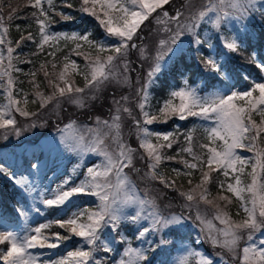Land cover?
I'll return each instance as SVG.
<instances>
[{"label":"snow or ice","instance_id":"1","mask_svg":"<svg viewBox=\"0 0 264 264\" xmlns=\"http://www.w3.org/2000/svg\"><path fill=\"white\" fill-rule=\"evenodd\" d=\"M170 3L171 0H79V7L76 10L82 15L93 17L104 31V37L96 40L91 38L90 32L81 34L52 31L55 21L49 12L60 16L62 21H71L74 17L68 13L57 12L55 0H28V4L37 10L32 16L38 25V39L31 32L27 36L22 34L15 42V47L12 46L11 39L7 38L9 29L5 26V17L0 14V45L4 46L0 47V90L3 91L5 100L0 104V130H5V139L8 137L9 129L19 136L22 130L36 126L33 123L25 125L24 129L17 127L14 113L25 118L36 115L35 112L27 110L30 102L39 103L43 109L53 101L58 107L61 100H67L83 108L86 99L96 98L95 95L86 96V93L98 92L110 81L129 85L127 73L131 66L127 59L128 51L130 48L138 47L134 37L141 25L152 18L157 25H163L159 31L165 34L158 40L156 55L152 58L153 63L146 73L144 83L136 89L138 98L136 107L140 111L141 119H136L132 110L126 106L129 97L122 96L119 100L113 101L115 112L110 120H101L97 117L96 127L85 129L87 136L75 129V122L65 126L64 131L67 135L61 138L65 150L81 157L91 154L102 159L100 163L86 167L83 179L79 182L76 181V176L82 165H75L56 189L47 194L41 192L40 202L45 208H58L67 212L75 203V198L95 197L98 202L96 207L78 208L66 219L41 223L23 235L13 231H0V245H8L6 250L0 249V261L3 264H104L102 260L95 258L94 253L101 248L105 253H110L114 249L111 246L113 241H109L107 236L102 238V233L109 229L116 234L115 242L126 244L128 242L121 229L122 223L125 222L136 228V239L146 247L133 248L129 245L116 264H153L151 254L169 243L166 239L168 232L173 228L182 227L189 219L183 215H164L155 200L149 198L147 193L143 197L137 193L135 184L125 172L126 168L139 170L135 169L133 162L136 149L128 145L121 135V112L127 113L136 126L139 146L144 150L148 160L146 177L158 180L165 188L177 191L185 201L183 207L196 208L195 219L200 222V240L210 243L213 247L224 248L235 257L240 242L246 238L245 246L241 249V264H264V239H261L259 244L255 240V234L264 230V146L259 144L264 134V81L256 82L244 69L230 67L228 63L232 59V54H242V50L247 48L248 39L256 38L254 33L249 31L247 22L254 20L257 12L264 18V0H207L202 8L190 11L188 15L177 9L171 16L165 8ZM190 4L191 0H185V6L190 7ZM64 7L73 8V4L64 0ZM2 12L3 9L0 8V13ZM15 12L16 9L12 8L7 20L11 21ZM233 21L238 22L240 26L234 29L232 34L216 37L222 46V51L217 55V46L212 42V38H202L197 29L202 22H210L213 29L220 32L222 25H228ZM261 23L264 24V19ZM17 28L19 30V26ZM185 35L193 38L191 43L196 46L197 54L203 56L204 69L212 73L213 78L228 80L236 77L250 81L251 87L244 91L231 90L225 93L217 90L201 95L196 88L184 81V87L171 91L169 98L153 112L149 88L157 82L156 77L166 64V57L170 59L179 50L176 45ZM110 39L117 42L108 43ZM24 41L36 44L37 52L33 55L44 53L47 46L49 51L46 55L52 57L51 60H42L39 69L26 73L31 77L29 80L33 96L31 101L28 99V92L16 88L17 80L13 76V72L22 71L14 61L19 60L20 54L16 49ZM61 41H71L74 46L69 55L63 57L62 66L57 71L55 57L58 51H62ZM202 47L209 50V55L204 56L200 50ZM139 50L144 57V48L140 47ZM73 54L84 58L83 70L75 60L70 59ZM246 59L264 77V58H260L258 51L253 50ZM21 62L31 63V60ZM49 66L52 71L48 70ZM38 73L43 74L44 81L50 89L47 95L41 90L40 82L36 79ZM73 75L83 76L84 87L75 85ZM18 96L20 98H17ZM121 101L124 104H121ZM254 114L259 116V121L254 118ZM173 117L182 121L189 117H197L211 123V126L204 129L208 143L199 145L203 151L197 153L194 150L192 131L181 134L177 128L175 132L162 133L151 131L148 127L156 122L166 123ZM180 135H184L186 146L179 148L176 156L167 155L165 150L179 143ZM108 140L114 146L111 149L106 143ZM238 149L254 153L255 162L251 164L252 170L248 173L251 177L248 184L242 181L241 176L244 175L250 158L240 155ZM182 154H187L191 159H186ZM177 157L185 170L172 171L177 177L188 178L191 187L187 190H182L177 186L176 180L166 178L158 171L163 162L177 160ZM144 158L140 157L142 160ZM31 167L38 169L39 165L34 163ZM195 172H199L200 178L193 185L192 177ZM216 172L225 179L217 178L220 191L216 197L209 199L211 192L208 186L213 182L212 174ZM0 175L13 180L23 193L33 191V186L26 177H15L3 164H0ZM225 192L231 193L239 202L240 209L245 213L242 220H233L226 210L233 201L230 196L224 194ZM201 203L211 206L212 219L200 212ZM127 208H133L134 211L126 213ZM16 210L21 217L25 219L29 217V210L23 205L18 204ZM34 210L41 213L40 208ZM213 219L219 221L223 227L217 228ZM54 225L63 229L67 235H61L59 232L49 234L48 230ZM153 236L158 239L153 240L151 238ZM73 237L80 238L83 246L68 251L57 260L39 261L30 251L37 248L56 249ZM186 252L187 254L176 264H190L192 257L197 258L196 264H214L211 258L194 249H188Z\"/></svg>","mask_w":264,"mask_h":264},{"label":"rangeland","instance_id":"2","mask_svg":"<svg viewBox=\"0 0 264 264\" xmlns=\"http://www.w3.org/2000/svg\"><path fill=\"white\" fill-rule=\"evenodd\" d=\"M171 1H175L176 3L173 9L169 8L168 5L165 6L170 16L174 15L177 9L181 10V8L183 7L182 3L185 2V0H171ZM206 3L207 0H191L190 7L185 6L184 4L186 9L184 14L188 15L190 11H196L197 9L202 8L203 5H205ZM21 7H23V5H21ZM0 14L3 15V13ZM155 15L156 13L153 14V16ZM181 19H183V17H181ZM260 20H261V15L259 12H257L255 19L247 22L249 31L254 33V35H255L254 28L258 26L259 23H261ZM145 22L148 23L149 25H151L152 22L153 28L151 29L150 27V30H148L146 26L144 30L139 32L140 33L139 36L136 34V36L134 37V41L138 47L136 49L130 48L128 51L127 59L130 62L131 68L130 71L127 73V75L129 76L130 84L133 86V89L129 94L125 96L129 97L128 104L130 103L129 104L130 109L132 106H134L133 107L134 109L137 108L136 103L138 98L136 97V89L144 83V78L146 76V73L153 63L152 58L156 55L158 40L165 35L163 32L159 31V29L162 28L163 25H157L154 19L149 18V20ZM5 26L8 27L6 18H5ZM239 26L240 25L238 22L233 21L228 25H222L221 31L217 32L215 29H213L210 22H202L200 28L197 29V31L201 34L202 38H212V42L217 46L216 47L217 55H219V53L222 51V46L220 45V41L216 37L220 35H230L232 34L233 30L238 28ZM51 30L55 31L53 27ZM61 32L71 33V32H79V31L75 30V31H61ZM149 32H151L152 41H149V38L146 35ZM33 36L37 37L38 39V26ZM192 39L193 38L190 35H185L184 37H181V40L178 41L176 45V47L179 50L176 52L174 56H171L170 59L174 58L176 55L181 54V52L185 51L186 49L187 52L193 56V62H194L193 69H196V71L193 74L192 78L195 80L191 81L190 79H188V74L185 73L184 76L181 77V82L179 86L169 91L167 98L162 100L161 105L165 100L169 98V94L171 91L179 90L180 88L184 87V81H187L190 86L196 88L201 95H206L210 92L217 90H222L225 93H228L231 90L244 91L251 87L248 86L246 88L241 89L239 87H232L226 85V81L233 83L234 81V77H233L232 79L224 80V86L217 85L216 87L210 89L209 91H202L201 86L204 83V79L202 78V76L213 75V74L207 72L204 69L203 63L199 59V55L197 54L196 46L191 43ZM116 42L117 41H115L114 39L108 40V43H116ZM0 47H4V46L0 45ZM140 47H143L145 50L144 57H142L140 54V50H139ZM200 50L203 52L204 56L209 55V50L206 47H202ZM201 57L203 58V56ZM170 59L166 57V64H165L166 66L170 61ZM60 66H62V64L58 66L57 71H59ZM131 69H135V71H132ZM160 73L161 71L158 73V75ZM138 76H139V83H137ZM254 80L256 82H262L264 81V77ZM22 84L24 85V87L25 86L28 87V85L25 82ZM153 85L149 88L150 94H152ZM120 86H123V84L117 83L116 81H110L106 83L98 92L86 93L85 94L86 96L95 95L96 98L86 99L85 106L83 108H80L75 104L69 103L67 100H61V103L58 107L55 101L49 103L43 109H41L39 105V108L33 111L36 113V115L30 118H25L20 116L18 113H14L15 118L17 120V127L24 129L25 125H29L33 123L36 126L28 127L27 130H22L21 135L19 136H16L15 133L11 129H9L8 130L9 134L7 139L4 138L5 130H0V164H3L5 168H7L8 172L13 174L17 178L26 177L28 181L32 184L33 191L31 193H23L22 189L18 185H16L13 182V180L9 179L6 176V179L9 180L14 187L18 188L21 194L23 195L24 200L23 199L21 200L19 195H15L16 201L19 203V205H23L26 209H28L30 214L29 217L25 219L24 217H21L17 212L19 219V222L17 224L13 222L11 223L5 218H0V231H13L23 235L27 233V230L31 228H35L41 223H45L55 219H66L67 216L71 214V212L77 211L78 208L94 209L96 207V203L98 202L96 201L95 197L75 198V203L69 208L67 212L58 209L57 213L54 216L50 217L46 215V214L49 215V213L46 212L47 208H45L44 205L40 202V194L41 192L47 194L52 192L54 189H56L57 185H59L65 179V177L71 173V170L75 165L77 164L82 165V167L79 169V174L76 176V181L79 182L80 179H83V173L86 170V167L101 162L102 158L96 155L89 154L87 156L81 157L74 152L65 150L61 138L67 135L64 129L65 126L70 124L71 122H75V129L79 130L80 132L84 133L85 136H87L88 133L85 131V129L95 128L97 117H100L101 120H110L112 115L109 114L103 115L102 114L103 111L101 108L98 109L102 112H96L92 105L97 100L98 95L100 94L102 95L106 93L108 89H112L115 92V87H120ZM16 88L21 89V86H19V84L17 83ZM43 92L45 93V95H47L49 94L50 89L47 88ZM257 94L258 93H254V95ZM132 97H134L135 99H132ZM17 98L20 97L18 96ZM110 99L114 101V98H110ZM4 102H5L4 94L3 91L0 90V104ZM132 113L136 117V119H141L140 111L138 108L136 109V111L132 110ZM194 118H196V120L194 121V125L196 126L199 125V127L203 128V130L206 127L211 126V123L209 121H205L197 117ZM254 118L257 121H259L260 119L258 115H254ZM130 120H132V118L129 117L127 113L121 112L120 123H121L122 138L132 148H137L139 150V152L134 153L133 162L135 169L139 170L138 172L137 171L136 172L138 174L140 173L143 174V178H139L143 181L141 188L138 187L140 184L137 185V183L135 182V180L136 181L138 180L134 175L135 170H133V168L125 169V172L129 175L131 181L135 184L137 193L141 197H143L145 193H147V196L149 198L155 200L156 204L159 206V210L164 215L176 214V215H183L189 217V219L184 222V225L182 227L173 228L171 231L168 232V234L166 235V239L169 241V243L167 245L158 248L154 254H151L153 264H176V262L182 256L187 254L186 250L188 249H194L198 252L203 253L205 256L211 258L214 264H225V262L226 264H241V257H242L241 249L245 246L246 238L245 240H242L240 242V246L237 249V254L235 257L232 255V253L228 252L224 248L213 247L210 243L204 240H200L201 237L200 222L195 219L197 214L196 208L188 209L183 207L185 201L181 196H179L177 191L171 190L169 188H165L164 185L161 184L158 180H151L146 177L145 174L148 172L147 156L144 153V150L141 149L139 146L136 126L133 122H130ZM158 124L160 123L156 122L153 123L152 125H149L148 127L151 131L160 132V128L157 126ZM152 140L153 143L156 142L155 137H153ZM106 143L109 144L110 149L114 147L111 144L110 140L106 141ZM259 144L260 146H264V134H262V138L259 141ZM237 151L240 153V155L250 158V163L245 168L244 175L241 176L242 181L245 183L246 180L248 184L251 182V177L248 175V173H250L252 170L251 164L255 162L254 153H250L247 150H239V149ZM141 156H144L145 158L142 160L140 159ZM34 163L39 165L38 169H33L31 167L32 164ZM212 175L214 177V174ZM174 177H177L176 174H173V176H168L166 178L174 180ZM184 186L181 187L182 190H187L189 187H191V185L189 184H185ZM208 187L211 192L212 191L211 187L210 186ZM216 196H217L216 192H213L212 195L209 197V199H212ZM221 204L223 206V202H221ZM35 208H40L41 213H37L34 210ZM177 208H180L179 213L177 211ZM199 210L202 214H206L209 219H212L213 209L211 208V206H207L201 203L199 205ZM133 211H134L133 208L125 209L126 213H131ZM238 213H239L238 216L235 215L234 217H232L230 215L233 220L239 221L245 217V213L241 209L239 210ZM213 223L216 225L217 228L223 227V225H221L217 220L213 219ZM121 229L128 243L125 244V243L115 242L114 237L116 236V234L112 233L109 229H105L104 232L102 233V238L104 236H107L109 241H113L111 246L113 247L114 250L110 253H105L101 248L100 250L94 253L96 259L102 260L104 264L106 263L116 264V262L121 259L124 249L129 245L133 248H139L142 246L146 247V245H142L141 241L136 239V228L133 225L125 222L122 223ZM59 230L62 232L61 235L67 234L63 229H60L58 226L55 229H49L48 232L49 234L55 232L60 233ZM173 230H175V232ZM151 238L153 240L158 239L155 236ZM261 239H264V230H262L260 233L255 234V240L257 244H259V241ZM172 242L175 244L174 247L172 246ZM7 246H8L7 244L0 245V249L6 250ZM81 246H83V241L78 237H73L70 240L64 241L56 249L37 248V249H31L30 251L38 257L39 261H52V260H57L62 256H65L68 251L75 250L77 247H81ZM221 257H223V259H221ZM196 259H197L196 257H192L190 264H196ZM0 264H3V262L0 261Z\"/></svg>","mask_w":264,"mask_h":264},{"label":"trees","instance_id":"3","mask_svg":"<svg viewBox=\"0 0 264 264\" xmlns=\"http://www.w3.org/2000/svg\"><path fill=\"white\" fill-rule=\"evenodd\" d=\"M68 2L73 4V8H67L64 7V0H55L56 3V11L57 12H64L71 14L74 19L71 21H62L60 16L55 15L52 12H49V15L52 16L53 20L55 21V24L52 26L54 30L56 31H62V30H68V31H73V30H79V33H84L85 31H88L92 34L91 38L100 40L102 37H104V32L102 28L100 27L99 23L87 16V15H82L78 9L79 7V0H68ZM185 2L182 3L183 7L181 8L182 12H185ZM23 5V7H21ZM176 3L175 1H171L170 5H168L169 8L173 9L175 7ZM21 7V8H20ZM47 7V5H45ZM0 8L3 9V16L7 19V16L12 8L16 9V12L14 14V18L9 21L7 20L8 23V35L7 38L11 39L13 42V47H15V42L20 39L21 35L23 34L24 36H27L29 32L34 34V32L37 29V24L35 22V18L32 16V13L37 11L35 8L31 7L28 4V0H0ZM20 8V9H19ZM264 19L261 17V20ZM260 20V21H261ZM19 26V30L17 28ZM147 26V29L150 30L153 28V23L151 22V25L148 23H144L141 26L140 31L144 30ZM139 31V32H140ZM137 32V35L139 36L140 33ZM255 32V39H248L247 40V48L242 50V54L237 55V54H232V59L229 60V66L234 67L237 69H244L247 74L253 78L261 77L262 74L259 72V70L252 64L248 62L246 57H249L252 53L253 50L258 51L260 58H264V24L259 23L258 26L254 28ZM147 37L149 38V41H152V35L151 32L146 34ZM73 42L71 41H61L60 42V47L62 48V51H58L56 53V62L58 66L63 63V57L66 55H69L71 49L73 48ZM87 46H85L86 48ZM49 51L48 47H45L44 53H40L37 55H33V53L37 52V47H35V43L31 41H24L19 48L16 49V52L19 53V60L14 61L16 66L20 69H22L21 72H13L14 76L17 80V83L19 86H21V89L25 90V92H29V101L33 99V96L31 95L32 92V86L29 83L30 76L26 75L30 70L33 69H39L40 67V62L42 60L48 59L51 60L52 57H48L46 54ZM15 55V53H14ZM93 55H95V52H93ZM71 60H75L76 63L80 66L81 70H83L85 60L83 59L82 56H76V55H71L70 56ZM199 59L202 61L203 58L199 56ZM31 60V63H22L21 61H27ZM193 56L190 55L187 50L182 51L181 54L176 55L174 58L170 59L168 62L167 66H163V69L161 70V73L156 77V83L153 85V91H152V96L150 99V105L151 109L153 112H156L163 99H165L168 96L170 88H176L180 84L181 77L184 76L185 73L188 74V79L191 81H194L193 79V74L195 73L196 69H193ZM58 68V67H57ZM49 71H52L51 67L49 66ZM204 79V83L201 86L202 91H208L217 85L224 86V80H221L220 78H213V75H204L202 76ZM37 81L40 82V87L41 90L44 91L48 87L44 81V76L42 73H38L36 77ZM72 79H74L75 84L79 87H84V79L83 76L81 75H73ZM134 81V80H133ZM26 83L28 87H24L22 83ZM226 85L236 87L239 86V88H244L249 85H251L250 81H244L243 79H237L234 77L233 83H230L226 81ZM118 86V85H117ZM133 89V86L130 85H123L120 87H115V92L112 89H108L106 93L98 95L97 100L93 103L94 110L96 112H102L103 115L109 114L113 115L115 112V105L110 98H114V100H119L120 97L125 96L131 92ZM133 98V97H132ZM122 104L124 102L122 101ZM130 104V103H129ZM129 104L127 102L126 106L129 107ZM132 105V104H131ZM134 106L131 107L132 110H135L133 108ZM39 108V103L32 104L31 102L27 105V110L28 111H35L36 109ZM101 108L102 111L99 109ZM108 109V110H107ZM255 115V114H254ZM195 118L189 117L186 120H179V123L181 124L178 128L179 133L181 134H187V131H192L193 134V146L194 150L197 153H200L203 151L200 149L199 145L200 144H207L208 141L206 139V135L204 134L203 130L195 126L196 131L193 130V125ZM176 118L173 117L169 119L164 125H162V128H160L163 131H166L168 129H173L175 132L177 130L175 125ZM130 122H133V120H130ZM160 126V125H157ZM192 128V129H191ZM182 146H186L184 142V135L179 136V143H176L173 145L171 149H166L165 152L169 156H176L177 151L179 148ZM136 152H139L137 148ZM186 159H191V157H188L187 154H182ZM179 157H177V160H172V161H165L160 165V168L158 171L162 172L165 177L168 176H173L175 174L172 169H180L181 171H184V166L183 164L178 162ZM138 172V171H137ZM136 171L134 172V175L137 181L135 182L140 184L138 187L141 188V185L143 181L139 178H143V174H138ZM214 174V180L213 182L209 185L212 189V193L216 192V194L219 193V188L217 186V178L219 180H224L225 178L219 173H213ZM200 178L199 172H195L192 180L193 184L197 183V181ZM174 180H176V184L179 187H183L185 184H188V178L184 176L180 177H174ZM245 184H247L245 180ZM1 185V191L5 194V198L13 201V196L11 192H17L16 190H10L9 186L11 185L9 181H3L0 183ZM161 186V185H159ZM185 187V186H184ZM211 193V195H212ZM225 195H228L232 198V203L228 205L227 210L229 214L234 217L237 215V213L240 210L239 207V202L235 199V197H232L231 193L225 192ZM247 195V194H246ZM175 232V230H173ZM172 246L174 247L175 244L172 242Z\"/></svg>","mask_w":264,"mask_h":264}]
</instances>
